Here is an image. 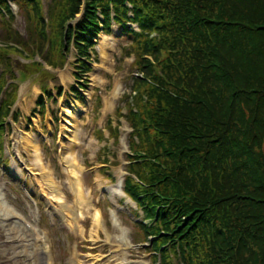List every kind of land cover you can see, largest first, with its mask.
<instances>
[{
    "label": "trees",
    "instance_id": "trees-1",
    "mask_svg": "<svg viewBox=\"0 0 264 264\" xmlns=\"http://www.w3.org/2000/svg\"><path fill=\"white\" fill-rule=\"evenodd\" d=\"M11 1L26 16L30 38L45 40L51 28L45 59L52 65L64 63L61 51L73 35L67 25L82 6L75 32L81 54L91 44L87 35L99 30L97 11L109 31L110 5L132 37L141 76L125 98L134 128L129 158L137 160L129 170L147 186L129 176L126 191L155 219L142 230L146 240L157 237L163 264L174 257L181 264H264V0H48L47 18L42 0ZM6 16L13 19L9 0H0L1 38L13 44L0 50V61L9 52L33 55ZM20 72L28 77L36 67ZM16 90L1 102L0 130Z\"/></svg>",
    "mask_w": 264,
    "mask_h": 264
},
{
    "label": "rangeland",
    "instance_id": "rangeland-1",
    "mask_svg": "<svg viewBox=\"0 0 264 264\" xmlns=\"http://www.w3.org/2000/svg\"><path fill=\"white\" fill-rule=\"evenodd\" d=\"M43 4L47 11L48 5L45 0ZM14 14L16 18L12 21V26L23 38H27L28 23L24 19V14L15 8ZM114 32L108 37L99 35L95 43L99 56L92 63L93 70L87 73V89H83L85 97L83 104L75 103L71 99L68 102L64 97L56 98L57 87H63L68 91L69 87L76 83L73 67L66 64L62 69L51 70L56 76L48 85L52 88L55 99L45 100L46 112L42 121L38 112L34 110L37 108L35 101L40 90L31 83L32 79H29L20 83V100L17 104L21 110V117L18 123L12 124L13 129L6 137L5 158L4 156L2 158H7L8 166L6 169L0 166V190L15 211L38 228L49 230L50 245L54 254L51 253V256L57 257L59 264H69L74 248L79 246L81 250L86 246V241L82 240L81 235L83 229L86 235L89 233L88 229L93 226L96 212L104 213L103 222L95 228L98 236L95 238L96 244L98 248L101 245L97 264H155L150 251H144L140 245L134 244L142 212L122 191L123 181L127 175L126 166L129 163L126 154L131 151L129 133L132 129L125 117L116 115V107L123 106L121 97L130 90V77L133 71L131 64L134 56L124 58L126 55L123 48L127 46L129 40L119 36L116 27ZM73 54L71 60H74ZM18 61L20 66L29 62L24 57L17 58L15 63ZM112 77H115L118 83L117 89L111 92L109 80ZM6 79H9L8 75ZM96 96L101 101L99 109H96ZM123 113H127L126 108L123 109ZM109 117L113 119L114 126L120 122L117 139L108 129ZM26 118H31L29 126ZM41 122L46 128L43 140L37 136L34 129L38 130ZM52 132L55 134L54 137L51 135ZM14 147L19 154V160L15 164L8 160L9 153ZM60 158L65 165L60 163ZM106 159L108 162L104 163ZM23 164L28 165L29 171L22 167ZM68 164H74L77 183L80 184L83 198L87 202L82 219H79L72 228L67 226L61 213L55 209L58 202L65 204L72 212L78 206L71 189L67 187L65 168ZM11 169L16 173L15 180L8 174ZM53 187L58 190H54ZM57 191L59 193H56ZM28 194L36 197L35 203L29 200ZM51 205L53 207L50 222L44 215V210ZM133 211H138L137 219L132 216ZM0 213V264H39L34 255L35 247L32 241L19 231L9 230L7 222L3 221L5 217L3 212ZM77 225L82 229L81 233L75 231L74 226ZM13 226L21 229L17 221H13ZM87 239L92 238L86 236ZM94 260L88 258L82 261L84 264H95Z\"/></svg>",
    "mask_w": 264,
    "mask_h": 264
},
{
    "label": "bare ground",
    "instance_id": "bare-ground-1",
    "mask_svg": "<svg viewBox=\"0 0 264 264\" xmlns=\"http://www.w3.org/2000/svg\"><path fill=\"white\" fill-rule=\"evenodd\" d=\"M69 171L71 172V176H72V179H73V181H72V184H74V185H76V168H75V166H74V164H70L69 165ZM77 190L78 191H75V192H77L78 193V198H77V202H78V204L79 205H83V202H84V200H83V194H82V192H81V187H80V184L79 183H77ZM0 200H1V197H0ZM0 203H1V201H0ZM80 207V206H79ZM82 211H83V208L82 207H80V209H79V211H78V213H79V215L81 216L82 215ZM76 215V214H75ZM96 218H97V220H98V218H99V216H98V214H97V216H96ZM75 220H76V217H75ZM74 223H76V222H74ZM43 244V243H42ZM39 245V244H38ZM39 247H40V245H39ZM43 249V247H40V251ZM38 252H39V250H38Z\"/></svg>",
    "mask_w": 264,
    "mask_h": 264
}]
</instances>
